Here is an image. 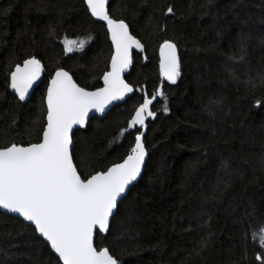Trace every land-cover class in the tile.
Wrapping results in <instances>:
<instances>
[{
  "label": "trees",
  "instance_id": "trees-1",
  "mask_svg": "<svg viewBox=\"0 0 264 264\" xmlns=\"http://www.w3.org/2000/svg\"><path fill=\"white\" fill-rule=\"evenodd\" d=\"M168 5L174 13L165 16ZM108 11L145 50L133 53L125 76L133 96L75 131L74 163L82 176L106 170L128 154L138 131L149 158L96 244L121 264H261L264 106L255 102L264 101V0H111ZM65 38L86 43L68 53ZM165 39L179 51L174 84L160 70ZM112 52L106 24L91 17L84 0L0 2V143L38 142L55 69L92 90L102 86ZM32 56L46 75L21 103L9 90L10 74ZM140 89L149 97L161 89L167 99L157 96L156 116L143 128L120 134L143 102ZM0 249V264H58L33 227L2 212Z\"/></svg>",
  "mask_w": 264,
  "mask_h": 264
},
{
  "label": "snow or ice",
  "instance_id": "snow-or-ice-1",
  "mask_svg": "<svg viewBox=\"0 0 264 264\" xmlns=\"http://www.w3.org/2000/svg\"><path fill=\"white\" fill-rule=\"evenodd\" d=\"M84 3L91 16L106 22L114 48L109 70L101 77L103 87L90 91L79 86L64 68L55 69L46 87V122L38 134V142L0 143V208L31 222L35 232L57 255L58 264H121L107 246L95 243V235L108 231L119 200L141 174L146 156L144 132H137L134 145L120 162L82 176L74 163L72 131L74 125H85L91 110L104 112L113 101L134 91L122 74L132 63V50L144 51L145 46L130 33L124 19H114L109 14L107 0H84ZM173 13V6L168 5L163 14ZM85 43L84 39L65 38L64 50H79ZM159 49L161 74L174 84L181 75L177 45L165 39ZM43 70L35 56L25 59L23 67L16 65L11 72L10 87L20 100L25 99ZM259 79L264 82V74ZM140 91L144 93L143 102L135 108L127 129H121L120 134L136 126L143 128L147 118L156 116L151 106L157 96L164 97L163 91L157 89L151 97L144 89ZM255 103L264 106L262 100ZM163 111H169L166 104ZM252 238L256 239L255 233ZM259 241L264 249V235ZM255 259L264 264V252Z\"/></svg>",
  "mask_w": 264,
  "mask_h": 264
},
{
  "label": "water",
  "instance_id": "water-1",
  "mask_svg": "<svg viewBox=\"0 0 264 264\" xmlns=\"http://www.w3.org/2000/svg\"><path fill=\"white\" fill-rule=\"evenodd\" d=\"M3 0H0V2H2ZM110 1L111 0H107V7L109 6V3H110ZM90 13V12H89ZM90 15H91V13H90ZM94 20H96V21H100V22H104V21H102V20H100L99 18H96V17H93V16H91ZM105 24H106V22H104ZM107 26V25H106ZM108 31V30H107ZM129 31H130V33L132 34V32H131V30H130V27H129ZM133 35V34H132ZM134 36V35H133ZM135 37V36H134ZM109 38H110V34H109ZM138 39V38H137ZM110 41H111V38H110ZM142 43V42H141ZM111 44H112V42H111ZM113 51H114V48H113ZM135 51H137V52H143V51H140L139 49H133L132 50V56H133V53L135 52ZM159 55H160V49H159ZM177 55H178V57H179V51H178V48H177ZM160 60H161V56H160ZM180 60V59H179ZM111 61V60H110ZM41 64H42V66H43V72L41 73V77H40V79L37 81V82H35L34 84H33V86H32V88H30L29 89V92H28V94L26 95V97H25V99L24 100H20L19 99V97H18V95L15 93V91L9 86V90H10V92L12 93V94H14L16 97H17V99L21 102V103H26L31 97H32V95H33V93H34V91H35V89L41 84V82L43 81V79H44V77H45V75H46V68H45V66H44V64H43V62H41ZM160 64V63H159ZM20 66L21 67H23V63L22 64H20ZM109 66H110V63H109ZM132 66H133V59H132V63L129 65V67L125 70V72L122 74L123 75V78H124V80L127 82V83H129L127 80H126V78H125V76L126 75H128L129 73H130V71H131V69H132ZM14 70H15V68H14ZM13 70V71H14ZM65 71H67L66 69H64ZM109 70V69H108ZM68 72V71H67ZM69 74L72 76V74L69 72ZM72 78H73V80L75 81V79H74V77L72 76ZM163 78L164 79H166L164 76H163ZM76 82V81H75ZM77 83V82H76ZM10 84H11V74H10ZM78 84V83H77ZM130 84V83H129ZM79 85V84H78ZM79 86H81V85H79ZM133 86V85H132ZM82 87V86H81ZM101 87H103V81H102V86ZM133 89H134V87H133ZM88 90H90V91H92V90H95V89H88ZM134 92H135V89H134V91L132 92V93H128V94H126L125 95V97H123L121 100H117V101H113L110 105H108L107 107H106V109H105V111L104 112H96L95 110H91L90 112H89V114H88V118H87V120H86V122H85V125L84 126H80V125H74L73 126V131H72V140H73V135H74V133H75V131L76 130H78V129H83V128H85L87 125H88V123H89V121H90V119L92 118V117H94V116H98V117H105L116 105H118V104H122V103H124L125 101H127L131 96H133V94H134ZM46 103V102H45ZM73 147H74V143H73ZM73 147H72V150H73ZM146 149V148H145ZM148 158H149V155H148V152H147V149H146V156H145V162H144V164L142 165V171H141V174L137 177V180L136 181H134V182H132V184L129 186V189L126 191V193L123 195V197L119 200V203L128 195V192L130 191V189L140 180V178H141V176L143 175V173H144V170H145V167H146V163H147V161H148ZM78 170V169H77ZM118 206H119V204H118ZM117 210H118V208L117 209H115L114 210V215L110 218V225H111V223H112V220H113V217L115 216V214L117 213ZM0 212H2V213H5V214H7V215H10V216H13V217H16V218H19L20 220H22L23 222H25L27 225H29V226H31V227H33L34 228V226H32L31 225V222H28V221H25L24 219H23V217H21V216H19V214L18 213H14V212H10V211H8L7 209H3V208H0ZM110 225H109V229H108V231L106 232V233H100V234H102V235H107L108 234V232H109V230H110ZM38 234V233H37ZM98 234V233H97ZM97 234L95 235V243H96V236H97ZM38 236H39V234H38ZM40 237V236H39ZM41 239H43L42 237H40ZM44 240V239H43ZM45 241V240H44ZM46 242V241H45ZM47 243V242H46ZM48 244V243H47ZM49 245V244H48ZM50 246V245H49ZM52 252H53V250H52ZM54 253V252H53ZM54 255L57 257V255L54 253ZM58 258V257H57ZM62 263V262H61Z\"/></svg>",
  "mask_w": 264,
  "mask_h": 264
},
{
  "label": "rangeland",
  "instance_id": "rangeland-1",
  "mask_svg": "<svg viewBox=\"0 0 264 264\" xmlns=\"http://www.w3.org/2000/svg\"><path fill=\"white\" fill-rule=\"evenodd\" d=\"M70 40H79V39H70ZM80 50H81V49H79V50L74 49L72 52H77V51H80ZM72 52H68V53H72ZM230 63H231L232 65H236L238 62H237L236 60L232 59V60L230 61Z\"/></svg>",
  "mask_w": 264,
  "mask_h": 264
}]
</instances>
